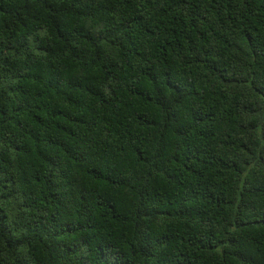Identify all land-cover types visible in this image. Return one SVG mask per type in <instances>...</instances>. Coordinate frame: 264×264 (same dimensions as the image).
<instances>
[{
	"label": "trees",
	"instance_id": "obj_1",
	"mask_svg": "<svg viewBox=\"0 0 264 264\" xmlns=\"http://www.w3.org/2000/svg\"><path fill=\"white\" fill-rule=\"evenodd\" d=\"M0 264H264V0H0Z\"/></svg>",
	"mask_w": 264,
	"mask_h": 264
}]
</instances>
